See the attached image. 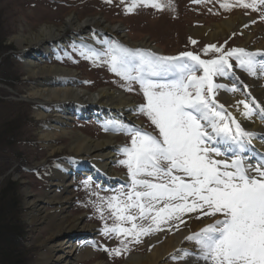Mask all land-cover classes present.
<instances>
[{"label":"rangeland","instance_id":"374dc122","mask_svg":"<svg viewBox=\"0 0 264 264\" xmlns=\"http://www.w3.org/2000/svg\"><path fill=\"white\" fill-rule=\"evenodd\" d=\"M157 2L162 7L166 5L164 7H166L165 10L167 9L169 17L164 21H168L171 28L175 26L177 31L175 36L159 32L155 27L158 16L160 18L164 13L162 7L157 9L138 4L129 12L127 9L132 7L133 0H124L123 3L121 0H111V3H107L105 0H0V260H5L6 264H37L40 254L44 251L39 246V239L47 238L46 223L31 226L23 216L22 222L24 223L20 226L16 214L21 212L24 214V202L27 198L37 201L40 199L39 197L47 194L51 188L50 182L54 180L56 172L61 174L65 171V166H63L65 164L75 167L73 178L71 176V179H68L73 191L68 212L75 217H81L84 225H94L91 234L87 231L78 234L74 243L79 244L82 248L91 247L94 254H98L97 246L99 247L101 243L107 245L109 241H112L118 244V247L115 246V248L110 244L109 247L112 249L133 250L143 247L142 239L145 237V235H141L140 242L136 243L131 236L117 238L116 234L108 236L103 234L105 225L111 227L115 222L111 210L107 207L108 198L119 196L124 199L125 197L120 194L128 192L131 185L128 169L119 163L126 159L123 153L119 155V161H115L113 165L118 172L128 178V182L120 181L115 186L101 187L104 185L103 183L94 182L92 177L85 174H91L92 171L78 170L81 164L70 151L71 141L69 139L59 137L48 142L39 139L40 133L50 132L49 128L53 118L50 111L53 110V107L50 109L48 106L44 110L45 114L50 115L47 119L38 120L35 117L40 104L30 101L27 97V92L33 84L27 79L25 60L14 37L21 32L28 34L30 31L36 30L33 26L36 23L60 28L71 17L78 18L80 22L96 18L102 20L105 25L120 27L121 34L127 36L129 43L152 44L153 47L163 50L166 56L181 57L187 63L192 62L182 56L186 52L200 56L203 60L205 57L210 60L217 59L232 49H243L250 53L255 46L264 43V32L261 33L264 29L263 5H258L256 10H253L240 6L236 0H217L212 1L210 5L205 3V0H166V2L157 0ZM246 2H250V0H246ZM224 3H229L231 7H222ZM232 19L249 21L246 22L243 29H239L237 23V27H234L231 34L219 37L213 44L206 42L205 39L194 40L189 35L192 29L204 27L211 29L217 22L219 24ZM247 34H252L253 41L248 48L244 49L243 45L247 41ZM256 34L261 37L257 38ZM230 37H235V39L228 41L227 39ZM113 42L119 43L117 39L107 37L102 31L91 39L80 41L68 39L49 47V50H44L46 52H43L45 61L40 62L75 71L76 76L73 83L79 89L90 93H96L101 89L122 92L135 97L133 99L139 107L145 103L142 101L145 99L141 88H139V83L125 81L111 71L107 62L108 57L102 54V51L105 49L106 52ZM259 42L261 44H258ZM211 45H215L221 51L210 50L205 53L204 49ZM92 51L102 54L101 57L85 58V55L90 56ZM82 53L84 54L82 55ZM228 60L234 70L229 71L227 76H215L214 82L226 86L222 90L232 96L235 101L233 110L244 111L243 105H239L238 102L240 100L247 101L248 98L242 94L240 87L235 83L233 74L236 72L249 73L240 67L234 57H228ZM263 72L260 71V73ZM197 75L202 76L203 72L199 71ZM258 84H261L260 89L264 91V76H260ZM129 87H131V91L127 90ZM232 88H235L236 91L229 90ZM217 103L223 105L221 101H217ZM224 108L228 112L225 106ZM134 115L139 121V128L158 135L146 116L138 111ZM90 116L91 118L86 117L85 114L76 115L75 119L70 121V125L67 126L68 131L74 135L83 133L93 139L108 136L110 129L105 130L107 127L105 123L99 118H95L92 113ZM127 125L137 127L131 123ZM116 133L118 134L117 141L122 147L130 146L129 135L124 131H116ZM60 149L63 150L56 152ZM54 151L56 153L51 155ZM220 158L228 159L226 155H222ZM60 165L61 170H59ZM78 165L80 166L78 167ZM100 204L106 206L105 211L101 210L103 219L101 211H96ZM47 211H52L51 206L47 207ZM125 225L123 226L131 227L130 224ZM19 233L23 235V238ZM88 233L92 239H83L82 236ZM121 239H124L123 245L120 243ZM19 241H23L25 246L22 251L18 247ZM121 251L118 256L116 254L112 256L113 254L104 251L105 257L102 260H108L110 264H120L123 260L116 261L117 258L123 257L124 251ZM172 264H183V262L182 259L175 258L172 259Z\"/></svg>","mask_w":264,"mask_h":264},{"label":"snow or ice","instance_id":"6c2138e0","mask_svg":"<svg viewBox=\"0 0 264 264\" xmlns=\"http://www.w3.org/2000/svg\"><path fill=\"white\" fill-rule=\"evenodd\" d=\"M236 2L253 10L264 5V0ZM138 4L162 7L157 0H133L127 10L131 12ZM210 50L221 51L215 45L204 49L205 53ZM99 55L92 51L85 58ZM104 55L111 71L125 81L139 83L145 103L136 111L147 117L158 135L115 122L114 130L131 138L130 146L121 149L126 159L119 162L128 169L131 185L128 192L120 194L124 199L108 198L115 222L111 227L105 225L103 234L131 236L139 243L141 235L161 231L163 224L173 220L184 223L183 215L198 212L222 217L185 237L196 245L198 259L205 264H264V157L251 165L237 154L246 150L245 143L255 134L245 131L224 105L217 103L216 89L226 86L214 82L215 76H227L232 68L228 57H234L250 75H256L258 68L264 71V63L256 61L257 54L243 49L210 60L186 52L182 56L192 62L187 63L181 57L157 56L115 42ZM199 71L202 76L197 75ZM238 104L243 105L245 117L250 118L257 108L264 113L254 100L251 105L246 100ZM228 152L232 158H215ZM120 243L123 245L124 239ZM104 251L119 255L121 250ZM183 254L193 255L187 250Z\"/></svg>","mask_w":264,"mask_h":264},{"label":"bare ground","instance_id":"6f19581e","mask_svg":"<svg viewBox=\"0 0 264 264\" xmlns=\"http://www.w3.org/2000/svg\"><path fill=\"white\" fill-rule=\"evenodd\" d=\"M212 1L217 0H205V3L210 5ZM164 6L166 5L162 7L164 13L162 17L159 18L158 16L155 27L159 32H166L167 34L175 36L177 33L175 26L171 28L169 22L164 21L169 17L168 11L167 9L165 10L166 7ZM248 21L244 19H239V21L238 19H232L219 24L217 22L211 29L209 27L192 29L189 35L194 40L200 41L205 39L206 42L213 44L219 37H225V35L231 34L234 31V27H237V23L239 24L238 28L243 29ZM33 26L36 30L30 31L28 34L21 32L14 37V41L22 51L27 79L33 84L27 92V97L30 101L41 105H38L40 108H38L39 110L35 117L38 120L47 119L50 115L45 114L44 110L48 106H50V109L53 107V110L50 111L53 117L52 124L49 128L50 132L47 134L40 133L39 139L47 142L56 140L59 137L69 139L71 141L70 151L73 157L81 164L78 170L84 169L92 171L91 174H85L92 177L94 182L103 183L104 185H101V187L115 186L120 181L128 182V178L118 172L117 168L113 165L115 161H119V155L122 153L121 149L123 148L117 141L118 134L114 129L115 122H122L125 125L131 123V125L135 124L139 128V121L136 120V116L134 115L138 108V105L134 101L135 97L106 89H101L96 93L79 89L73 83L76 76L75 71L47 65L46 63L42 64L40 61H45L43 52H46L44 50H49V47L57 45V43L64 42L68 39L75 41L87 38L91 39L101 31L107 37L117 39L120 43L118 44L123 47H128L132 50L139 49L144 52L157 54L158 56H166L165 53H163V50L153 47L152 44L129 43L127 36L121 34L122 30L120 27L105 25L102 20L96 18L80 22L78 18L71 17L60 28L48 24L39 25L38 23ZM263 32L264 29L261 33ZM244 33L246 32L244 31ZM251 35H248L247 41L243 45L244 49L248 48L249 44L253 41V36ZM256 37L260 38L261 36L256 34ZM230 38L227 40L232 41L235 39V37ZM258 44H261V42ZM102 52L104 55L106 53L105 49ZM250 53L257 54L258 63H262L264 61V43L255 46L254 49H251ZM100 55L99 57H101ZM204 59L207 60L206 57ZM233 70L231 68L229 71L232 72ZM260 71L258 68L256 75L236 72L233 76L242 94L248 98V103L251 104L254 100L256 104L264 108V91H261V84H258V79L260 76H264V72L260 73ZM215 99L223 103L228 109V113L232 114V117L237 120L245 131L255 134L251 138L250 143H245L246 150L237 153L245 158L247 164L255 165L264 157V113H261L259 108H257L250 118L245 117L242 114V110L239 112L233 110L235 101L232 96L225 93L222 89H216ZM137 100L139 101L140 99ZM142 101L145 100L142 99ZM91 113L95 118H99L105 123L107 126L105 130L110 129L108 136L102 137L101 139H93L92 137L85 136L83 133L74 135L68 131L67 126L70 125V121L75 119L76 115L85 114L86 117L89 116L91 118ZM224 147L221 145L222 151ZM62 150L60 149L56 152ZM56 152L54 151L51 155ZM232 155V152H228L226 157L230 159ZM215 158L221 159L220 157ZM61 165L59 170H61ZM63 166H65V171L61 174L56 172L53 177L54 180L50 182L51 188L47 194L39 197L40 199L37 201H31L27 198L24 202V214L22 212L16 214V219L20 222V226L24 223L22 222L23 216L31 226L46 223L45 232L47 238L43 240L39 239V246L44 251L40 254L37 264H110L108 260L104 259L105 262L102 260L105 257L103 252L105 248L112 249L109 247L110 244H112L111 246L113 248L115 246L118 247L117 243L109 241L107 245L103 243L101 245L99 244L100 246H97L99 250L98 254H94L91 247L82 248L79 244L74 243L75 239L79 236L78 234L86 231L91 234L94 225H84L81 217H75V215L68 212V205L72 200L73 193L70 188L71 183H69L68 179L71 176L73 178L75 167L74 165L70 166L68 164ZM49 206H51V212L47 211V207ZM105 207L104 204H100L96 208V211H105ZM198 216L200 218H197ZM182 218L184 223L173 220L167 224H163L161 226L163 230L145 235L142 239L144 242L143 247L138 249L134 248V252V249H121V252L124 251L122 254L123 257L117 258L118 260L116 259V262L123 260L120 264H172V259L180 258L183 264H205L203 260L198 259L197 255H195L196 245L187 241L185 237L198 232L205 225L222 217H209L204 216L202 213L192 212L183 215ZM177 225L178 228L176 227ZM19 234L23 238V235L21 233ZM82 237L83 239H92L89 233ZM18 247L19 250H21L20 248L22 250L25 248L23 241H19ZM184 250L193 253V255L185 257L183 254ZM99 254L101 258L98 257ZM112 256H115V254L113 253ZM0 264H6V261L0 260Z\"/></svg>","mask_w":264,"mask_h":264},{"label":"trees","instance_id":"16d2710c","mask_svg":"<svg viewBox=\"0 0 264 264\" xmlns=\"http://www.w3.org/2000/svg\"><path fill=\"white\" fill-rule=\"evenodd\" d=\"M21 250L20 251H22V248H20Z\"/></svg>","mask_w":264,"mask_h":264}]
</instances>
